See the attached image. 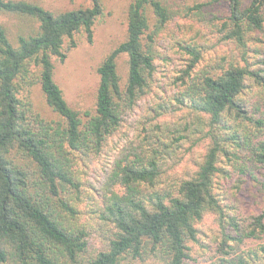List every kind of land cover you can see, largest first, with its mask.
I'll use <instances>...</instances> for the list:
<instances>
[{"label": "trees", "instance_id": "obj_1", "mask_svg": "<svg viewBox=\"0 0 264 264\" xmlns=\"http://www.w3.org/2000/svg\"><path fill=\"white\" fill-rule=\"evenodd\" d=\"M106 6L0 0V264H195L206 216L219 238L205 264H264V212L244 220L216 190L234 172L264 189V59L245 58L250 34L264 28V0H130L124 38L96 67L94 104L74 105L56 60L79 36L92 42ZM205 8L219 12L223 39L244 49L246 63L203 66L184 44L191 57L175 102L149 105L130 134L155 80L156 39ZM203 139L195 168L173 174ZM95 161L94 187L86 174Z\"/></svg>", "mask_w": 264, "mask_h": 264}, {"label": "rangeland", "instance_id": "obj_2", "mask_svg": "<svg viewBox=\"0 0 264 264\" xmlns=\"http://www.w3.org/2000/svg\"><path fill=\"white\" fill-rule=\"evenodd\" d=\"M40 1L52 8H73L88 4V0ZM129 1L105 0L107 5L105 14L96 22L92 42L79 36L77 46L67 52L65 60H56V79L72 104L84 107L94 104L98 81L96 67L105 54L124 38L125 10ZM204 11L202 16L175 18L156 39L154 45L157 52L155 80L151 91L141 101L142 107L135 114L138 117L130 121V134L133 135L135 129L142 127L138 119L142 120L143 115L149 112L147 108L149 105L156 108L159 102H167L169 105L175 102L173 95L179 90L180 70L186 68L191 57L188 51L183 48L184 44L190 45L200 52L203 58L201 65L203 66L230 62L246 63L243 57L244 49L234 41L223 39L222 33L219 31L221 23L215 17V13L219 14V12L209 8H205ZM245 58L252 66L260 64V58L264 59V28L250 34ZM32 97L34 100L40 98L38 88L34 89ZM168 111L172 115L170 109ZM178 114L175 113V120L179 119ZM207 143L208 140L203 139L192 152L186 153L183 161L173 170V174L183 175L187 170L194 169V162L197 156L205 151ZM185 148L180 151L181 155L186 151ZM100 165V161H95L88 169L86 174L88 185L94 187L98 185V179L102 176V173L98 171ZM260 175L261 178H264V169ZM94 187L91 196L96 194ZM216 190L223 202L230 204L244 220L250 221L253 215L264 212V189L261 184L239 173L234 172L231 177L227 178L220 175L217 178ZM92 223L94 225L96 220ZM198 228L200 242L193 244L192 255L195 264H205L204 260H209L216 255V239L219 238L218 225L212 216H206L198 224ZM93 231L97 234L101 232L98 223L94 225ZM96 241L98 242V240ZM138 264L161 263L147 261Z\"/></svg>", "mask_w": 264, "mask_h": 264}]
</instances>
